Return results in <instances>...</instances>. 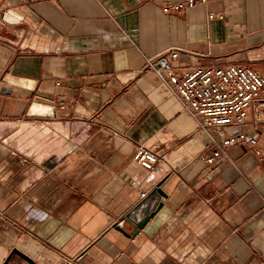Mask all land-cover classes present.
<instances>
[{
  "label": "crops",
  "instance_id": "0c3cea01",
  "mask_svg": "<svg viewBox=\"0 0 264 264\" xmlns=\"http://www.w3.org/2000/svg\"><path fill=\"white\" fill-rule=\"evenodd\" d=\"M173 1L0 0L19 18L0 19V264L15 247L36 264H264V158L248 141L264 146V112L225 127L246 139L208 166V136L144 68L176 46L183 68L264 75V0L165 13ZM141 142L164 153L151 169ZM158 183L166 198L135 235L113 227Z\"/></svg>",
  "mask_w": 264,
  "mask_h": 264
},
{
  "label": "built area",
  "instance_id": "2783aa9c",
  "mask_svg": "<svg viewBox=\"0 0 264 264\" xmlns=\"http://www.w3.org/2000/svg\"><path fill=\"white\" fill-rule=\"evenodd\" d=\"M207 0H178L162 5L165 13L183 12ZM212 12L208 18H213ZM219 16H222L219 14ZM181 49H168L145 58L144 68L152 70L168 89L177 97L182 110L197 122L198 129L209 139L211 153L200 157L208 165H216L219 159L233 162L228 148L246 139L243 131L226 133L225 127L241 123L247 119V110H252L254 123L261 121L264 112V75L250 65L201 64L183 68L173 61L179 58ZM59 83V81H56ZM248 141L257 155L264 158V146L257 145V138ZM143 167L151 169L164 153L145 143H138L133 155ZM145 192H141L144 196ZM62 264H79L73 258H66Z\"/></svg>",
  "mask_w": 264,
  "mask_h": 264
},
{
  "label": "water",
  "instance_id": "95a60500",
  "mask_svg": "<svg viewBox=\"0 0 264 264\" xmlns=\"http://www.w3.org/2000/svg\"><path fill=\"white\" fill-rule=\"evenodd\" d=\"M10 15H13L10 11H4L0 14V19L8 23H17L19 21L18 17H11ZM40 104L42 103H33L28 113L31 115L37 114L50 117L55 115L52 108H45V106ZM165 198L166 193L160 187V183H158L132 209H130L119 220L115 221L113 227L123 232L126 236L130 237L135 235L138 230L146 224L149 218L162 206ZM14 254L24 259L27 263L36 264L29 255L16 247L10 251L2 264H16L12 261V256Z\"/></svg>",
  "mask_w": 264,
  "mask_h": 264
},
{
  "label": "rangeland",
  "instance_id": "374dc122",
  "mask_svg": "<svg viewBox=\"0 0 264 264\" xmlns=\"http://www.w3.org/2000/svg\"><path fill=\"white\" fill-rule=\"evenodd\" d=\"M28 130L30 131L29 134H32V133L34 134L35 133L38 136H43L44 135L43 133H41L40 129H38V128H36V130H32V131L28 128ZM46 138H47L46 136H43L42 139H46Z\"/></svg>",
  "mask_w": 264,
  "mask_h": 264
}]
</instances>
